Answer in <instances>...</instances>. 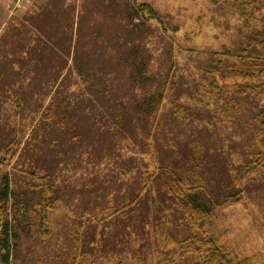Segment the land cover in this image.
<instances>
[{
  "label": "rangeland",
  "instance_id": "374dc122",
  "mask_svg": "<svg viewBox=\"0 0 264 264\" xmlns=\"http://www.w3.org/2000/svg\"><path fill=\"white\" fill-rule=\"evenodd\" d=\"M12 2L0 8L10 264H202L213 242L230 264H264V168L238 179L264 139V79L238 96L244 81L209 59L257 32L264 0ZM230 196L198 225L183 213Z\"/></svg>",
  "mask_w": 264,
  "mask_h": 264
},
{
  "label": "trees",
  "instance_id": "16d2710c",
  "mask_svg": "<svg viewBox=\"0 0 264 264\" xmlns=\"http://www.w3.org/2000/svg\"><path fill=\"white\" fill-rule=\"evenodd\" d=\"M236 8V3L234 4ZM264 7V4H263ZM246 8H249V5L245 3L242 5H237V9L240 11V14H244ZM136 13L140 15L145 20H150L156 22L162 30L169 29L170 27L166 26L161 18H159L154 10L145 3L137 4ZM248 12V11H247ZM252 12H260V7L256 6ZM253 16V14H252ZM251 14L249 15V19L243 20L246 27L250 26L249 20L253 21V24L257 22L252 18ZM260 24V28H258L257 32H248L245 35V44H238L232 51H224L223 55H217L216 53H209V59L211 63L217 64L221 69H225L227 71V75L232 79H240L243 80L244 83L240 85H236L235 93L238 96L244 95L246 93L254 92L258 87L252 86L250 83H259L260 79H264V14L258 21ZM238 55V56H236ZM220 56V58H219ZM227 61H236V66H232L230 68L225 67L224 63ZM239 62V63H238ZM238 63V65H237ZM238 67V68H237ZM223 69V70H224ZM213 88L216 86L213 84ZM233 104L226 105L224 108V112H227L229 109H233ZM257 121L260 122V126L264 127V112H262L258 117ZM257 146L259 148L258 153L254 156V158L244 167V169L239 173L238 179L248 176L252 174L259 167L264 168V139L259 140L257 142ZM3 157H0V167L6 166L7 163H4ZM197 178V176L195 175ZM198 182V183H197ZM195 183L199 184V180ZM42 203H43V222L46 220V212L44 211L46 207H49L47 204L48 198L50 197V188L46 182L43 183L42 189ZM10 188H9V179L5 174L1 177V186H0V264H10L11 258V239L12 232L11 227L8 221V211L5 206L8 204L10 200ZM240 199V197L230 196L224 199H220L215 201L209 205L201 204V205H188L183 210L184 215L188 216V218L195 224L198 225L205 218L210 217L216 211L221 209L223 206L230 204L232 202H236ZM45 207V208H44ZM208 243H212L208 241ZM214 246L207 251L206 257L203 259L202 264H230L228 261V255L224 248L219 247L213 242ZM73 264V262L71 263ZM235 264H252L249 260H242Z\"/></svg>",
  "mask_w": 264,
  "mask_h": 264
},
{
  "label": "built area",
  "instance_id": "2783aa9c",
  "mask_svg": "<svg viewBox=\"0 0 264 264\" xmlns=\"http://www.w3.org/2000/svg\"><path fill=\"white\" fill-rule=\"evenodd\" d=\"M28 0H13L12 4L15 6V7H18L19 5H22L24 3H26Z\"/></svg>",
  "mask_w": 264,
  "mask_h": 264
},
{
  "label": "crops",
  "instance_id": "0c3cea01",
  "mask_svg": "<svg viewBox=\"0 0 264 264\" xmlns=\"http://www.w3.org/2000/svg\"><path fill=\"white\" fill-rule=\"evenodd\" d=\"M8 0H0V8L4 9V5L6 4Z\"/></svg>",
  "mask_w": 264,
  "mask_h": 264
}]
</instances>
